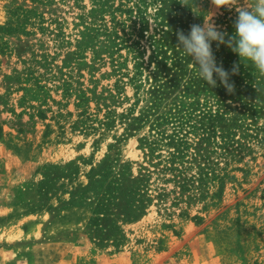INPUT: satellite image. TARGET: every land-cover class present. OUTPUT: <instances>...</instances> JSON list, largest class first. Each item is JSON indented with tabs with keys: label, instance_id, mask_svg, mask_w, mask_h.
<instances>
[{
	"label": "rangeland",
	"instance_id": "rangeland-1",
	"mask_svg": "<svg viewBox=\"0 0 264 264\" xmlns=\"http://www.w3.org/2000/svg\"><path fill=\"white\" fill-rule=\"evenodd\" d=\"M91 7L92 0H0V264H264L261 87L260 93L245 91L257 104L245 119L258 136L241 161L221 162L228 176L218 196L214 181L204 199L180 204L186 216L178 207L152 204L137 219L89 225L96 199L95 191L85 190L90 169L129 167L136 175L144 164L139 138L149 130L145 125L125 135L118 120L108 128L73 126L85 105L101 119L106 104L122 112L135 101L130 84L115 102L109 97L119 77L114 68L126 51L111 61L105 43L86 44L84 20ZM192 8L201 25L205 18L215 24L224 11L236 12L217 9L211 0H192ZM132 65L128 59L126 67ZM238 65L235 75L245 85L241 71L254 65ZM232 67H226L229 77ZM142 93L136 113L149 100ZM81 95L84 106L77 107ZM198 99L214 107L211 96Z\"/></svg>",
	"mask_w": 264,
	"mask_h": 264
},
{
	"label": "trees",
	"instance_id": "trees-1",
	"mask_svg": "<svg viewBox=\"0 0 264 264\" xmlns=\"http://www.w3.org/2000/svg\"><path fill=\"white\" fill-rule=\"evenodd\" d=\"M237 15L224 11L215 21L218 30L233 35ZM201 19L192 8V0H92L84 20L86 44L105 43L111 61H119L122 50L126 51L114 68L119 77L109 97L115 102L114 98H119L125 85L130 84L135 101L122 112L106 104L101 119L88 113L85 105L73 126L85 130L108 128L118 120L125 135L145 125L149 130L139 138L144 164L139 165L136 175L127 172L129 167L118 172L111 165L90 169L85 190L95 191L96 199L89 225L97 226L113 217L134 220L152 204L163 210L178 207L186 216L180 204L204 199L214 181L219 186L213 195L218 196L228 176L221 162L226 166L232 160L241 161V152L250 149L251 140L257 138L254 127L245 119L257 106L245 95L247 87L259 93L264 88V79L251 72L257 69L244 67L241 71L246 72L245 85L231 75L229 83L234 84V91L230 93L215 74L217 86L210 87L198 76L192 58L177 48V31L187 35L191 25H201ZM212 50L217 65L222 63L225 70L241 61L224 44L217 48L213 41ZM128 59L133 62L131 69L126 67ZM253 84L257 86L251 87ZM144 91L149 93L148 103L136 113ZM202 94L212 97L214 107L207 104V99L200 102L198 96ZM226 99L239 100L241 106L229 105ZM84 100L81 95L76 106H84ZM168 126L170 132L165 128Z\"/></svg>",
	"mask_w": 264,
	"mask_h": 264
},
{
	"label": "clouds",
	"instance_id": "clouds-1",
	"mask_svg": "<svg viewBox=\"0 0 264 264\" xmlns=\"http://www.w3.org/2000/svg\"><path fill=\"white\" fill-rule=\"evenodd\" d=\"M211 3L217 9L235 8L238 15L234 22V34L228 35L218 30L214 23L205 18L203 25H191L187 35L183 30L177 31V48L192 58L198 76L210 87L217 86L215 74L220 84L231 93L234 84L229 83V72L222 63L217 65L212 42H217V48L221 44L226 45L239 55L241 61H251L258 72L264 75V0H251L250 4H245L244 0H211ZM238 71L239 65L234 63L231 74L235 75Z\"/></svg>",
	"mask_w": 264,
	"mask_h": 264
}]
</instances>
